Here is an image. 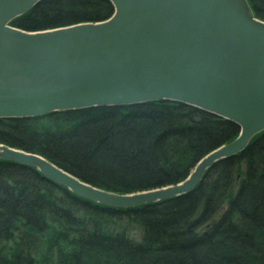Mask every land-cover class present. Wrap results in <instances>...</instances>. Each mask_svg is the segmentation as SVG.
Listing matches in <instances>:
<instances>
[{
    "label": "trees",
    "instance_id": "trees-1",
    "mask_svg": "<svg viewBox=\"0 0 264 264\" xmlns=\"http://www.w3.org/2000/svg\"><path fill=\"white\" fill-rule=\"evenodd\" d=\"M248 2L264 20V0ZM113 11L111 0H39L9 24L38 30ZM238 133L230 119L165 99L0 117L1 143L121 193L183 180ZM0 264H264V130L190 191L130 207L0 158Z\"/></svg>",
    "mask_w": 264,
    "mask_h": 264
},
{
    "label": "water",
    "instance_id": "water-1",
    "mask_svg": "<svg viewBox=\"0 0 264 264\" xmlns=\"http://www.w3.org/2000/svg\"><path fill=\"white\" fill-rule=\"evenodd\" d=\"M39 0H0V117L173 100L239 125L181 181L132 192L92 185L43 155L0 142L76 194L130 207L190 191L213 162L264 130V20L248 0H111L102 20L26 30L9 21Z\"/></svg>",
    "mask_w": 264,
    "mask_h": 264
}]
</instances>
